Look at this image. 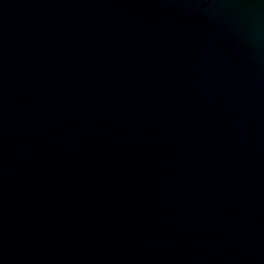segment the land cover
<instances>
[{
    "label": "water",
    "instance_id": "water-1",
    "mask_svg": "<svg viewBox=\"0 0 264 264\" xmlns=\"http://www.w3.org/2000/svg\"><path fill=\"white\" fill-rule=\"evenodd\" d=\"M0 264H264V0H0Z\"/></svg>",
    "mask_w": 264,
    "mask_h": 264
}]
</instances>
